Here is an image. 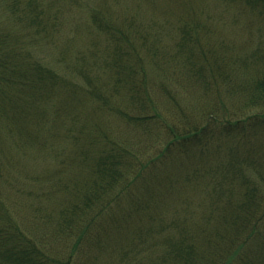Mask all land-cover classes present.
Instances as JSON below:
<instances>
[{
	"label": "trees",
	"instance_id": "trees-1",
	"mask_svg": "<svg viewBox=\"0 0 264 264\" xmlns=\"http://www.w3.org/2000/svg\"><path fill=\"white\" fill-rule=\"evenodd\" d=\"M130 4L0 0V264H264V38Z\"/></svg>",
	"mask_w": 264,
	"mask_h": 264
},
{
	"label": "rangeland",
	"instance_id": "rangeland-1",
	"mask_svg": "<svg viewBox=\"0 0 264 264\" xmlns=\"http://www.w3.org/2000/svg\"><path fill=\"white\" fill-rule=\"evenodd\" d=\"M78 3L81 5L80 2H82V5H85L84 8L81 7V9L76 10V8L71 11L68 16H75L74 18H83L86 17V9L85 7L87 4H91L94 2V0H77ZM123 2H126L128 6H130V0H122ZM122 3V2H121ZM207 7L205 12L212 16L213 21L218 23L224 31L229 36H236L237 34L245 35L247 31L252 32V40L256 42V39L261 42V40L264 38V30H261V27L263 26V23H261V19L257 20L250 15V12L248 10H242L239 9L238 6H229L226 5L224 1L222 0H206ZM76 6V5H75ZM74 6V7H75ZM85 19V18H84ZM71 26H67L68 32L71 30ZM171 27L169 26V31ZM242 42V41H241ZM255 42L250 43L249 45H254ZM257 43V42H256ZM48 55L50 57H53L55 55L53 51H48Z\"/></svg>",
	"mask_w": 264,
	"mask_h": 264
}]
</instances>
